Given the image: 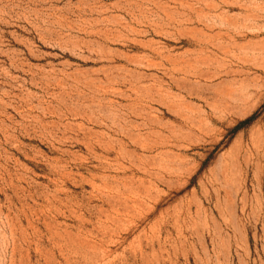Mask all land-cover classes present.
Wrapping results in <instances>:
<instances>
[{
	"label": "rangeland",
	"instance_id": "rangeland-1",
	"mask_svg": "<svg viewBox=\"0 0 264 264\" xmlns=\"http://www.w3.org/2000/svg\"><path fill=\"white\" fill-rule=\"evenodd\" d=\"M0 264H264V0H0Z\"/></svg>",
	"mask_w": 264,
	"mask_h": 264
}]
</instances>
